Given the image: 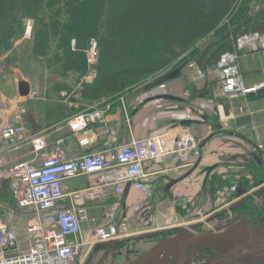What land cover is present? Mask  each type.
Wrapping results in <instances>:
<instances>
[{"label": "crops", "instance_id": "crops-1", "mask_svg": "<svg viewBox=\"0 0 264 264\" xmlns=\"http://www.w3.org/2000/svg\"><path fill=\"white\" fill-rule=\"evenodd\" d=\"M239 64L248 86L264 82V49L242 52ZM174 70H170L166 77L163 74L154 77L156 82H142L120 96L106 97L95 102L104 108L105 115L102 122L93 126L95 133L91 137L90 147L80 146L76 136L66 126L67 118L62 116L57 107L59 92L48 84L47 70L43 69L40 76L30 75L31 93L34 96L24 102L28 107L25 116L27 134L32 136L52 125L60 124L58 131L49 130L46 134L47 150L51 154L73 158L88 152L113 150L134 138L145 137L154 130H171L178 134L185 125L198 139L202 151L199 157L191 155L184 160L178 153H172L160 162H145L144 171L148 174L147 181L152 187L150 195L129 188L122 196V207L112 215L108 214L109 204L116 199L112 187H106L102 196L87 201L85 213L89 217H97L98 225L113 222L126 214L132 215L135 205H142L147 220L144 223L134 220L132 232L128 236L131 241H137L139 237L140 240L145 238L151 241L165 233L174 236L186 227L200 224L198 221L206 216L233 213L234 208L231 207L237 198L229 187L250 172L251 164L260 165L263 161L256 146L264 144V91L249 97H226L217 101L206 95L205 90L215 76L214 70L208 81L198 82L189 79L186 67H182L176 75H173ZM22 80L21 77L18 78V83ZM160 84H165L166 88H159ZM149 89L165 92L163 109L157 110L150 104L142 107L136 105L137 97ZM15 94H19L18 86ZM65 94L66 91L61 92V96ZM13 100L5 106H1L3 104L0 101V115L9 114L13 110ZM203 101L211 106L206 116L186 120V107ZM221 103L223 107L219 106ZM69 105L78 107L79 104L69 102ZM112 130L115 132L116 142L112 141ZM12 154L11 158L22 160H32L37 155L30 140L21 151ZM188 175H193L194 185L184 180ZM81 176L64 181L66 193L86 188L98 178L97 175L88 176L90 181L86 186L75 188L74 180ZM173 180L177 181L168 188ZM0 201L4 205L1 207L3 219L10 224H17L18 214L23 211L17 207L11 193ZM63 203L69 205V198ZM94 226L86 217L83 222L84 235L88 236ZM129 242H121V249L128 246ZM155 244L156 242L153 246Z\"/></svg>", "mask_w": 264, "mask_h": 264}, {"label": "built area", "instance_id": "built-area-1", "mask_svg": "<svg viewBox=\"0 0 264 264\" xmlns=\"http://www.w3.org/2000/svg\"><path fill=\"white\" fill-rule=\"evenodd\" d=\"M258 8L259 5L256 6ZM250 49H264V33L250 32L239 36L235 48L222 55L214 69L215 82L211 85L210 98L219 101L226 97H249L264 89V82L248 86L243 78L239 58L242 52ZM86 53L90 77H93L99 62L96 39L90 40ZM184 67L193 82L208 81L213 72L205 71L195 61L188 62ZM159 88L164 90L166 85L160 84ZM33 96L34 93L28 96L18 94L11 104L13 110L0 115V152H19L30 140L37 153L34 159L19 160L0 174V178L9 182L11 196L23 211L18 214V223L10 224L2 217L1 207L4 205L0 201V264H77L85 248L91 249L96 243L128 237L134 220L139 223L147 220L142 205H135L132 215L126 214L113 222L98 225L97 217H89L85 213L87 201L102 196L106 187H112L116 199L109 204L108 214H115L122 207L121 199L128 185L145 195L152 193L148 174L144 171L145 162H160L172 153H178L184 160L191 155L199 157L202 154L198 139L187 125L178 134L171 130H154L113 150L88 152L73 158L51 154L47 150L46 134L49 130L58 131L60 124L32 136L27 134L25 116L28 107L24 102ZM165 101V92L149 89L137 97L136 105L150 104L161 110ZM219 106L223 107V104ZM209 107L204 101L188 106L185 119H202ZM104 115V108L95 103L76 112L65 124L80 146L90 147L95 133L93 126L102 122ZM111 133L114 135L115 132L112 130ZM112 141H117L115 135ZM256 149L264 159V144H258ZM81 175H97L98 178L86 188L66 193L64 181ZM184 180L191 185L195 183L193 175L186 176ZM237 189L236 185L229 187L233 193ZM67 197L69 205L63 203ZM86 217L95 224L88 236L84 235L83 229Z\"/></svg>", "mask_w": 264, "mask_h": 264}, {"label": "trees", "instance_id": "trees-1", "mask_svg": "<svg viewBox=\"0 0 264 264\" xmlns=\"http://www.w3.org/2000/svg\"><path fill=\"white\" fill-rule=\"evenodd\" d=\"M28 20L33 22L29 35ZM250 32L264 33V0H0L4 67L43 65L67 119L175 62L195 61L214 70L239 36ZM91 39L97 40L100 57L89 81L83 77L91 71L86 53ZM69 77L77 84L67 83ZM214 82L207 84L206 95L211 96ZM260 158V165L249 168L256 183L264 180ZM7 182L0 179V200L11 193Z\"/></svg>", "mask_w": 264, "mask_h": 264}, {"label": "rangeland", "instance_id": "rangeland-1", "mask_svg": "<svg viewBox=\"0 0 264 264\" xmlns=\"http://www.w3.org/2000/svg\"><path fill=\"white\" fill-rule=\"evenodd\" d=\"M33 22L28 20L26 23V34L29 35L32 31ZM21 41L18 42L20 44ZM206 41H200L198 46L201 47ZM100 57V54H99ZM3 58H0V101H2L1 106H5L6 103H10L12 99L16 98V91L18 86V78L30 80L31 76H40L43 71L44 66L40 63L28 64V66L21 70L20 68H14L13 64H10L9 69L4 67ZM185 65V62L177 64L175 62L172 66L164 69L163 71L154 74L150 78L146 79L144 82L153 83L156 82L154 77L162 75L166 77L169 74L170 70L177 69ZM16 69V70H15ZM91 72V71H90ZM94 76V75H93ZM84 80L91 81L93 77H90V73L83 77ZM67 83L77 84V80L69 77L66 79ZM52 89V88H51ZM15 94V95H14ZM112 97V96H109ZM116 97V96H114ZM9 105V104H8ZM10 155L14 154H3L0 153V174L7 170L15 162L22 160L21 158H11ZM23 159L22 161H24ZM256 165L251 164L252 167ZM251 169H249L250 171ZM88 176H81L74 180V187L82 188L89 183ZM7 182V180H5ZM8 183V182H7ZM238 189L236 191L237 201L234 203L233 213H214L210 217L206 216L198 223L196 232H207L213 230H226L229 227L237 224H245L251 228H258L259 230L264 229V180L255 182L254 176L247 172L236 180ZM235 183V184H236ZM239 189L244 191V194L238 197ZM245 199V200H244ZM246 203V204H245ZM247 205V206H246ZM218 215V216H217ZM217 216L216 218H214ZM213 217V218H211ZM211 218V219H210ZM21 219H24L21 218ZM252 221H256L252 223ZM190 227V226H189ZM188 228V227H186ZM173 237L170 233L160 234L157 237H154V240L141 239L140 237L137 241H131L130 237L120 238L112 243H117V245L111 246L112 248L107 253L106 248L103 247L104 243H96L92 246L91 250H83V253L79 257V262L77 264H175L174 256L176 253V246L167 247L163 253L155 260V262H148L144 257L146 253L152 249L160 241ZM129 240L128 246L121 249L120 243ZM110 242V243H111ZM156 244L153 246V244ZM111 243V244H112ZM210 250H216L215 255L219 256L222 254V251L216 245H193L187 249L184 256L185 264H206L208 252ZM154 255V254H153ZM168 256V258H165ZM149 259L152 256L148 257Z\"/></svg>", "mask_w": 264, "mask_h": 264}, {"label": "water", "instance_id": "water-1", "mask_svg": "<svg viewBox=\"0 0 264 264\" xmlns=\"http://www.w3.org/2000/svg\"><path fill=\"white\" fill-rule=\"evenodd\" d=\"M181 68L174 70L173 75L178 74ZM264 91V89L262 90ZM18 92L21 96H28L31 93V84L27 80H22L18 83ZM177 180H173L168 185V188ZM130 186H127L128 192ZM244 191L239 189L238 197L242 196ZM245 200V199H244ZM235 204L231 208H234ZM224 213V212H223ZM220 213L219 215H221ZM218 216V215H217ZM215 216L214 218H216ZM256 221H252L255 223ZM199 224L191 225L188 228L182 229L173 237L164 239L157 243L144 256L148 262H155V260L163 253L169 246H176V253L174 258L175 264H185L184 256L188 248L193 245H216L222 251L219 256L207 257L206 264H264V229L244 227L245 224H237L229 227L226 230H213L207 232H196ZM112 243V242H111ZM106 242L103 247L106 248L107 253L114 246ZM252 250L257 255L245 262L234 263L235 257L240 254ZM154 254V255H153ZM152 256L151 259L148 257ZM165 258H168L166 256Z\"/></svg>", "mask_w": 264, "mask_h": 264}, {"label": "bare ground", "instance_id": "bare-ground-1", "mask_svg": "<svg viewBox=\"0 0 264 264\" xmlns=\"http://www.w3.org/2000/svg\"><path fill=\"white\" fill-rule=\"evenodd\" d=\"M244 227H249L251 228L250 226H244ZM258 229V228H257ZM257 254L256 253H253L252 250L250 251H247V252H244L242 254H240L239 256L235 257V260H234V263H240V262H245L253 257H255Z\"/></svg>", "mask_w": 264, "mask_h": 264}, {"label": "flooded vegetation", "instance_id": "flooded-vegetation-1", "mask_svg": "<svg viewBox=\"0 0 264 264\" xmlns=\"http://www.w3.org/2000/svg\"><path fill=\"white\" fill-rule=\"evenodd\" d=\"M209 251V250H208ZM215 251L216 250H210L209 252H208V255L207 256H209V257H212V256H216L214 253H215Z\"/></svg>", "mask_w": 264, "mask_h": 264}]
</instances>
